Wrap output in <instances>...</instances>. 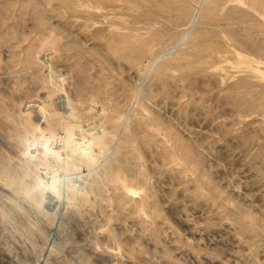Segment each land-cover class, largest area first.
Here are the masks:
<instances>
[{
    "label": "rangeland",
    "instance_id": "rangeland-1",
    "mask_svg": "<svg viewBox=\"0 0 264 264\" xmlns=\"http://www.w3.org/2000/svg\"><path fill=\"white\" fill-rule=\"evenodd\" d=\"M158 1L145 17L111 13L107 0H0V257L10 264H264V237L247 227L264 221V14L251 0ZM42 104L85 130L78 154L99 151L87 136L108 138L96 164L65 155L61 127L49 139L59 159L34 142L24 121ZM120 149L150 176L157 224L176 241L131 234L136 214L114 184L93 186L110 160L126 163ZM11 167L19 186L3 182Z\"/></svg>",
    "mask_w": 264,
    "mask_h": 264
},
{
    "label": "bare ground",
    "instance_id": "bare-ground-1",
    "mask_svg": "<svg viewBox=\"0 0 264 264\" xmlns=\"http://www.w3.org/2000/svg\"><path fill=\"white\" fill-rule=\"evenodd\" d=\"M79 1H81L82 2L81 4H83L86 0H79ZM107 1H110V3L106 7L105 6L104 7H105V9L107 11H110L111 13L112 12H117L118 13V12H122L123 10L126 11L128 9L129 10H132V9L137 10L140 14L144 15L145 17L152 16V15H155V14L159 13L158 10L156 9V7L158 6V3H159L158 0H107ZM210 1H212V0H209V2ZM228 1L231 2L232 0H225V3H228ZM238 1H237V3H238ZM199 2L201 4V3L206 2V0H199ZM207 2H208V0H207ZM243 2H244V0H243ZM243 2H241V3L243 5H245L246 3L244 4ZM245 2H246V0H245ZM220 3L222 5L225 4L222 1ZM234 3H235V1H234ZM250 3H251V5H250L251 7L254 6V8H258V10H260L258 12H262L261 16L263 17V14H264V0H251ZM243 5H242V7H243ZM84 6H86V5H84ZM231 6H232V4H231ZM142 7L144 9H142ZM180 8H178V9L181 11ZM242 9H244V7ZM249 11H250V9H249ZM177 12H179V11H177ZM256 12H257V10H256ZM209 15H211V14H209ZM163 17H164V14H163ZM165 17L167 18V16H165ZM207 17H208V15H207ZM211 18H212V16H211ZM249 18H252V17H249ZM183 19H185V18L183 17ZM147 21H149V20H147ZM247 27H248V29H250L249 26H247ZM247 27H244V28H247ZM253 31L254 30H252V32ZM257 31H258V29H257ZM261 32H262V30H261ZM129 44L133 46L134 42H130ZM245 62L247 63V65H252V63H253L249 59L247 60L246 58H245ZM38 108H39V113H40L41 117L39 119H37V121L33 120V116H31V109L28 108L27 114H26V119H25L24 123H25V127L29 131V135L34 140V142H35L36 139L42 142L43 151L45 153H47L52 158L54 157V158L59 159L61 157V151L53 150L54 148L51 147L50 144H49V139L51 137L59 138V139L62 138L61 139V143H60L61 144L60 148H62L65 151V155H67L68 157H71L74 160H77L79 162V163L78 162L77 163L81 164V166L82 165L90 166L91 164H96L97 163V161H98V159L100 157V153H102V150L109 143L108 142V138L107 139H101L99 137V135H96L97 132H95V134H93L90 137L87 136V138L85 139L86 141L83 140L84 143H86L88 145L87 148L88 149L89 148L92 149V147L96 146L99 149V151L95 152V154L94 153H89L90 151L89 152L88 151H84L81 154H78L76 152L75 147H74V143L75 142L74 143H72V142L75 140L76 135H78L80 137L83 134L84 135L87 134L85 132V130L82 128V126L75 127L76 125L73 126L74 124L71 125V123L70 124L67 123V120H64L65 116L59 114V112H57V111L53 110L52 108H50L49 105L42 104ZM74 111H75V109L72 108L71 111L68 114L71 115ZM78 115L79 114L77 113V116ZM68 116H66V117H68ZM72 116H74V115H71L70 117H72ZM76 119H78V117ZM58 127H61L65 131L64 135L61 136V138H60V135L58 133V130H56ZM88 138H90V139L88 140ZM202 149H204V148H202ZM119 151H121L120 153H123V155H124L123 156V158H124L123 160H125L126 163H122L121 161L115 160V159L110 160V163L105 167L104 173L94 180L93 186L95 185L96 188L98 187V188H103L104 189L105 188L104 186H106V184H108L110 182L114 184L113 189L116 191L115 193H117L115 195V198H118L117 199L118 201H116L118 203V205L120 207H123L124 205L127 204L126 207L130 206L131 211L136 214V216L134 217V221L132 222L133 225L130 224L132 226V228L135 229V232L132 231L131 234H133L135 236H138V237H141V236L144 237V240H146L148 243L152 241L155 244L158 243L160 245L165 244L166 241L169 240L170 238L175 239L176 236L174 234L175 233L174 230H172V229L169 230L167 228H163L162 226L157 224L158 219L160 218L159 216L161 214L159 213V211L154 210L153 207L151 206V204L149 203V200H150L149 195L151 194V191H150L151 188H150L149 183H148L149 182L148 178L150 176L148 177V174L144 171L145 170L144 168L139 167V166H138L139 168H135L133 166L134 159H133V157L127 155L125 149H120ZM174 151H176V150L174 149ZM179 152L182 153L184 156L189 155L188 149H185V148H180ZM203 153H205V152H203ZM134 158H135V156H134ZM126 160H128V161H126ZM127 162H128V165H127ZM9 168L8 169L4 168L6 171L3 172V170H2L3 173L1 172L3 174V182H4V184L9 185V186H13V187L19 186V184L21 183V180L19 178V174L16 173L17 171H15L14 167H11V169H9ZM150 170H152V169H150ZM45 186L47 187V185H45ZM54 191H55V189L51 190V192H54ZM78 191L79 190H76L75 189V185H74L73 192H72L73 194L71 195L72 197L74 195V197H73L74 199L76 198L75 195H76V193H78ZM121 194L126 199V200H124L125 202L120 198ZM40 201H41V203H39V207H41V204L44 202V201H42V199H40ZM128 211H130V210H128ZM149 217H150V222L151 223L148 222ZM251 218H253V217L251 216ZM251 218H250V220H247L248 229L250 231H252L254 233V235L264 237V221L260 220L259 218H255V219L254 218L251 219ZM129 223H130V221H129ZM197 229H199V228H197ZM193 230H196V229H193ZM193 230H192V232L194 233ZM171 241H176V240H171ZM186 243H188V242L185 241V244ZM204 245H205V243H204ZM119 246H120V244H119ZM123 247H125V246H123ZM158 247H160V246H158ZM173 247H174V245H173ZM117 248L114 247L115 250ZM161 248H159V250ZM114 249L112 251H114ZM118 249H120V248H118ZM194 249H195V247H194ZM202 249H203L202 247H199L196 250L198 252V251H201ZM162 250H164V248H162ZM121 251H123V250H121ZM133 251H135V249H133ZM140 251H141V249H140ZM193 252H195V251L193 250ZM241 258H242V256L240 257V259ZM8 260L2 258V256H1L0 257V264H10L12 261L9 262Z\"/></svg>",
    "mask_w": 264,
    "mask_h": 264
}]
</instances>
